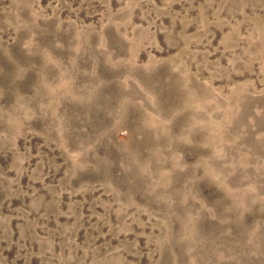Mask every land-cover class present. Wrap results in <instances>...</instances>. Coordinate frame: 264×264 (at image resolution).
Returning a JSON list of instances; mask_svg holds the SVG:
<instances>
[{"label": "rangeland", "instance_id": "obj_1", "mask_svg": "<svg viewBox=\"0 0 264 264\" xmlns=\"http://www.w3.org/2000/svg\"><path fill=\"white\" fill-rule=\"evenodd\" d=\"M0 264H264V0H0Z\"/></svg>", "mask_w": 264, "mask_h": 264}]
</instances>
